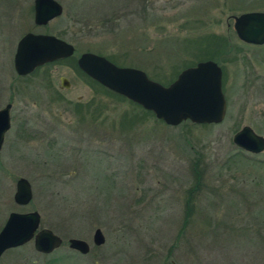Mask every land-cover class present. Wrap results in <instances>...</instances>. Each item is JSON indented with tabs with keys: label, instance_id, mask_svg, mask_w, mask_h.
<instances>
[{
	"label": "rangeland",
	"instance_id": "rangeland-1",
	"mask_svg": "<svg viewBox=\"0 0 264 264\" xmlns=\"http://www.w3.org/2000/svg\"><path fill=\"white\" fill-rule=\"evenodd\" d=\"M58 1L63 14L38 25L34 0H0V109L13 104L0 152V231L11 212L39 211L40 228L63 244L45 254L33 239L0 264H264V151L233 141L245 125L264 136V45L245 43L234 27L235 16L264 12V0ZM27 32L61 33L76 54L19 75L14 57ZM84 52L166 86L214 60L226 118L168 125L89 80L77 67ZM21 177L33 189L26 205L14 200ZM71 238L90 252L71 249Z\"/></svg>",
	"mask_w": 264,
	"mask_h": 264
},
{
	"label": "water",
	"instance_id": "water-1",
	"mask_svg": "<svg viewBox=\"0 0 264 264\" xmlns=\"http://www.w3.org/2000/svg\"><path fill=\"white\" fill-rule=\"evenodd\" d=\"M34 11L35 23L46 25L63 14L64 6L58 0H34ZM234 27L242 41L264 44L263 11L235 16ZM75 54L76 47L55 34L27 32L18 42L14 67L19 75L24 76L47 63ZM77 63L89 77L152 111L168 125H179L187 120L197 124H219L226 117L228 104L223 91V70L214 60L200 61L184 69L168 86L151 79L141 69L118 66L94 52L82 53ZM62 86H70L67 77H62ZM11 109V103L0 109V152L11 128ZM233 141L251 153L264 151V136L249 125L236 132ZM14 199L21 205L32 201V184L27 178L18 180ZM40 226L39 211L11 212L0 231V257L9 249L33 239L35 249L40 253L48 254L62 246L61 236ZM93 241L98 246L106 242L100 228L95 230ZM69 247L82 254L91 250L90 243L80 238L69 239Z\"/></svg>",
	"mask_w": 264,
	"mask_h": 264
},
{
	"label": "trees",
	"instance_id": "trees-1",
	"mask_svg": "<svg viewBox=\"0 0 264 264\" xmlns=\"http://www.w3.org/2000/svg\"><path fill=\"white\" fill-rule=\"evenodd\" d=\"M58 36H61V33H59L58 34ZM76 65H77V63H76ZM77 67H78V65H77ZM82 71V70H81ZM83 72V71H82ZM83 74L89 79V80H91L93 83H97V81H95L94 79H92L91 77H89L87 74H85L84 72H83ZM109 90V89H108ZM122 97H124V96H122Z\"/></svg>",
	"mask_w": 264,
	"mask_h": 264
},
{
	"label": "flooded vegetation",
	"instance_id": "flooded-vegetation-1",
	"mask_svg": "<svg viewBox=\"0 0 264 264\" xmlns=\"http://www.w3.org/2000/svg\"><path fill=\"white\" fill-rule=\"evenodd\" d=\"M246 43V42H245ZM247 44H250V43H247ZM252 45H256V44H252ZM262 45H264V44H262ZM259 46V45H258ZM223 76H224V71H223ZM12 109H13V104H12ZM12 109H11V128H12V121H13V118H12ZM11 128H10V130H11ZM18 182V181H17ZM16 190H17V187H16ZM15 200V199H14ZM16 202V201H15ZM19 205H21V204H19Z\"/></svg>",
	"mask_w": 264,
	"mask_h": 264
}]
</instances>
